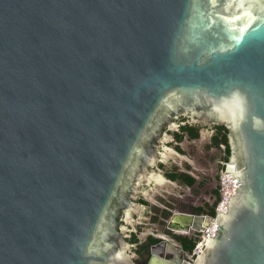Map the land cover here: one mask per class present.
Here are the masks:
<instances>
[{
  "label": "water",
  "instance_id": "1",
  "mask_svg": "<svg viewBox=\"0 0 264 264\" xmlns=\"http://www.w3.org/2000/svg\"><path fill=\"white\" fill-rule=\"evenodd\" d=\"M179 115L226 128L238 181L192 264H264V0H0V264H132Z\"/></svg>",
  "mask_w": 264,
  "mask_h": 264
},
{
  "label": "flooded vegetation",
  "instance_id": "2",
  "mask_svg": "<svg viewBox=\"0 0 264 264\" xmlns=\"http://www.w3.org/2000/svg\"><path fill=\"white\" fill-rule=\"evenodd\" d=\"M152 142V176L132 199L123 234L128 254L132 264H192L204 225L216 215L229 158L227 131L179 115Z\"/></svg>",
  "mask_w": 264,
  "mask_h": 264
},
{
  "label": "built area",
  "instance_id": "3",
  "mask_svg": "<svg viewBox=\"0 0 264 264\" xmlns=\"http://www.w3.org/2000/svg\"><path fill=\"white\" fill-rule=\"evenodd\" d=\"M238 181L236 178L232 179L229 174L222 175L220 180V198L216 205V212L225 213L227 210L228 198L235 194L236 185ZM217 225L214 219L210 220L209 225L204 227L201 241L195 249V255H197L202 249V243L206 238L215 235Z\"/></svg>",
  "mask_w": 264,
  "mask_h": 264
}]
</instances>
